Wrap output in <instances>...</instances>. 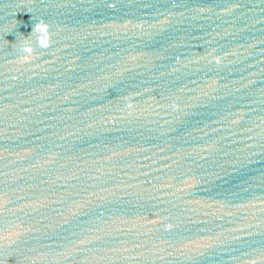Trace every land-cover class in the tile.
I'll use <instances>...</instances> for the list:
<instances>
[{"label": "water", "instance_id": "95a60500", "mask_svg": "<svg viewBox=\"0 0 264 264\" xmlns=\"http://www.w3.org/2000/svg\"><path fill=\"white\" fill-rule=\"evenodd\" d=\"M0 264H264V0H0Z\"/></svg>", "mask_w": 264, "mask_h": 264}, {"label": "clouds", "instance_id": "9594fccd", "mask_svg": "<svg viewBox=\"0 0 264 264\" xmlns=\"http://www.w3.org/2000/svg\"><path fill=\"white\" fill-rule=\"evenodd\" d=\"M40 46H41V47H46V45L43 44L42 42L40 43Z\"/></svg>", "mask_w": 264, "mask_h": 264}]
</instances>
